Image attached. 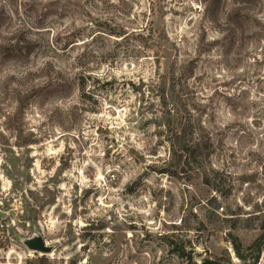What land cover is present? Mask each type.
I'll return each mask as SVG.
<instances>
[{
  "label": "rangeland",
  "instance_id": "obj_1",
  "mask_svg": "<svg viewBox=\"0 0 264 264\" xmlns=\"http://www.w3.org/2000/svg\"><path fill=\"white\" fill-rule=\"evenodd\" d=\"M0 6V44L41 45L0 68V264H250L235 246L250 259L264 237V0ZM175 121L213 145L209 185L159 172ZM38 235L50 255L23 244Z\"/></svg>",
  "mask_w": 264,
  "mask_h": 264
},
{
  "label": "trees",
  "instance_id": "obj_2",
  "mask_svg": "<svg viewBox=\"0 0 264 264\" xmlns=\"http://www.w3.org/2000/svg\"><path fill=\"white\" fill-rule=\"evenodd\" d=\"M9 17L6 14L4 6H0V37L1 28L3 24H6ZM6 39V38H4ZM157 39L160 41L167 40L164 34H159ZM7 41V40H6ZM16 42L15 46L9 47L7 43ZM6 45H5V44ZM39 45L37 39L28 38L23 32L18 33L11 41L2 42L0 44V54H2L1 65L4 66L9 62H15L21 66H27L31 61L33 54ZM188 76L192 78L194 76V69L191 68L187 70ZM172 77H175V72H171ZM143 92V88H140ZM29 97L25 96L21 98L19 105V112L22 114L26 104L28 103ZM168 126L166 132L159 133L161 137H167L171 142L172 147V159L169 162L166 170L159 171L164 174H168L177 178H184L189 184H193L199 180H202L204 185H209V179L207 177V163L210 160L214 150L213 145L209 140L204 137L203 131L196 130L190 124L186 122L175 121ZM222 232L223 229H220ZM264 237H260L254 241L253 246H259V251L257 255L246 259L244 255L241 254V248L236 245L235 249L240 259L244 262H250V264H257L262 250L260 241ZM175 253L181 254L178 249H173ZM227 255L228 253L225 252ZM183 256V255H181ZM220 260H205L203 264H219ZM40 264H50L45 257L40 259Z\"/></svg>",
  "mask_w": 264,
  "mask_h": 264
},
{
  "label": "water",
  "instance_id": "obj_3",
  "mask_svg": "<svg viewBox=\"0 0 264 264\" xmlns=\"http://www.w3.org/2000/svg\"><path fill=\"white\" fill-rule=\"evenodd\" d=\"M23 244L28 250L42 254L43 256L50 255L53 252V248L46 245V242L41 235L26 239Z\"/></svg>",
  "mask_w": 264,
  "mask_h": 264
}]
</instances>
